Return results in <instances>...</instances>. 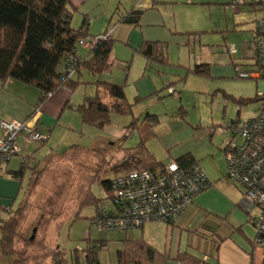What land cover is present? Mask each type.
<instances>
[{
  "label": "rangeland",
  "instance_id": "1",
  "mask_svg": "<svg viewBox=\"0 0 264 264\" xmlns=\"http://www.w3.org/2000/svg\"><path fill=\"white\" fill-rule=\"evenodd\" d=\"M126 1L128 0H88L82 9L74 8L71 25L77 27L82 17L86 16L89 19L88 34L91 37L106 32L105 35L111 34L115 41L109 56L110 67L99 75V79L124 86L127 101L132 105L131 114L112 113L109 124L103 129L83 124L79 114L69 106L56 116L45 114L44 131L47 133L49 128L50 133L48 140L44 141L36 154L37 159L41 160L51 149L59 152L77 143L85 149L101 148L109 159L108 166H113L111 170H114V166L124 160L119 144L132 147L139 140L137 128L126 132L131 121L135 120L136 124L143 125L156 120L153 126L154 137L147 141L146 146L158 162L167 164L179 155L190 152L211 183L219 180L225 182L227 162L222 148L232 135L230 123L237 117L243 120L255 117L264 102L237 104V99L253 98L264 92V82L237 77L233 64L234 59L243 57L244 60H249L248 57L253 56L254 31L250 30L254 27L252 21L259 18L261 12L247 11L248 6L238 3V0H196L199 3L161 4L158 10L154 9L149 13L154 17L143 16L134 27L119 22V15L114 11L117 4L120 12L130 11L132 4ZM138 9L143 10L144 6H139ZM85 41L82 47L89 50L93 45L91 41ZM144 41L163 42L166 47L163 63L146 64L143 55L134 49ZM230 48L235 50L234 54H229ZM76 50L82 51L79 44ZM205 64L208 65V71ZM195 66H199L201 71H192ZM72 76L77 78L78 73ZM94 80L92 74L82 69L80 84L69 94L70 104L75 105L85 95L94 94ZM23 86L28 96L36 92L30 85ZM9 89L15 97L10 95L14 99L10 97L7 103H4L5 89L0 93V105L5 107L0 109L3 117L8 113L13 100L20 102L22 98L26 99V96L15 92L18 91L15 88ZM125 133L127 137L123 141L121 137ZM239 142L238 136L232 141L233 144ZM20 153L21 147L11 158L9 168L18 166ZM28 174H25L21 182L22 190L11 208H15L21 200ZM57 174L59 184L63 183L67 175L61 172ZM49 179L44 178L45 188L39 189V197L44 190L57 185L55 180L52 182ZM228 182L235 184L231 180ZM91 191L96 197L104 196L98 183L92 185ZM66 196L69 197L64 192L59 199V209L62 210L64 218L53 222L47 234L43 233L42 228L37 230L34 239L48 240L50 244H54L55 226L63 222L57 230V242L64 252V264H70V254L74 249L86 248L89 241H102L105 245L97 250L100 264H125L123 234L93 226L89 219L94 213L92 207L84 208L81 217L75 221H67V216L72 214L76 204L71 197L68 199ZM103 205L110 207L111 201L106 199ZM254 212V217L259 216V208ZM0 214L4 215L5 212L0 209ZM36 215V209L31 210L28 220L21 225L20 230L25 237L32 234ZM147 224H151V228L146 226V232L156 242H162L168 235L170 227L167 228L164 222L151 221ZM254 230L256 231L255 227ZM16 240V246L22 248V240ZM11 261V257L0 255V264H11ZM160 262L178 264L170 257H163Z\"/></svg>",
  "mask_w": 264,
  "mask_h": 264
},
{
  "label": "trees",
  "instance_id": "2",
  "mask_svg": "<svg viewBox=\"0 0 264 264\" xmlns=\"http://www.w3.org/2000/svg\"><path fill=\"white\" fill-rule=\"evenodd\" d=\"M242 1L241 4L248 6V11L251 12L258 11L261 6L260 0ZM117 10L116 8L118 21L134 27L138 25L143 13L142 9L135 7L125 14ZM73 14L74 8L69 0H0V83L10 79L34 87L38 93V102L35 105L40 107L48 97L56 94L61 88H66L71 93L80 84L81 70H86L95 77L94 94L85 95L83 100L75 105L69 102L67 105L79 114L83 124L103 129L109 124L112 113L131 114L132 105L127 101L123 85L99 79V75L110 67L109 56L115 40L108 34L106 38L95 42L85 56H79L76 52L77 44L82 47L81 42L91 41L94 37L88 34L89 20L85 16L77 27L71 25ZM262 17L254 20V28L256 21ZM134 49L143 55L146 64L165 61L166 47L161 41H144ZM248 59L245 60L247 62H240V58L235 59L234 70L249 67L253 56ZM71 68L74 71L69 73ZM191 70L199 72L200 69L199 66H195ZM75 73H78L77 78L72 76ZM251 101H264V95L236 100L238 105ZM260 107L264 110V102ZM237 119L241 118L237 117L234 120ZM155 123L156 120L138 125L135 120L131 121L126 132L137 128L139 140L132 147L119 144L124 160L118 166H114L116 170H111L113 166H108L109 159L101 148L85 149L77 143L69 145L63 151L51 150L42 160H37L33 154L24 157L16 170L9 171V175L19 182H22L27 172L29 174L18 205L8 209L4 215L0 214V255L11 257V264H64V252L57 242V230L63 222L55 226L54 244L44 239L37 241L34 239L35 232L42 228L43 233L47 234L53 222L64 218L62 210L59 209V199L64 192L69 195L66 197L68 199L71 197L76 204L75 210L66 220L75 221L81 217L84 208L92 207L94 213L89 219L95 226L93 221L98 211L104 207L103 201L106 199L113 201L111 184L117 172L136 169L155 171L161 168L164 163L158 162L146 146L147 141L154 137ZM44 134L48 137L47 133ZM126 137L125 133L121 139L124 141ZM232 138L233 134L229 140ZM42 143L37 144L41 146ZM223 151L226 152L225 145ZM172 160L181 169L197 163L190 152ZM58 172L67 175L61 184ZM45 177L50 178L52 182L55 180L57 185L46 189L47 192L44 190L39 197V189L45 188L43 183ZM94 183H98L103 189V197H96L92 193ZM35 209L37 215L35 223L33 222L32 234L25 237L20 227L28 220L30 211ZM249 220L252 221L251 218ZM258 238L257 233L256 241ZM16 239L22 240V248L16 246ZM122 244L125 264H154L157 252L142 238H123ZM104 246L102 241H89L86 248L74 249L71 252L69 262L100 264L97 250ZM176 261L198 264L202 260L191 254L182 253L177 256Z\"/></svg>",
  "mask_w": 264,
  "mask_h": 264
},
{
  "label": "built area",
  "instance_id": "3",
  "mask_svg": "<svg viewBox=\"0 0 264 264\" xmlns=\"http://www.w3.org/2000/svg\"><path fill=\"white\" fill-rule=\"evenodd\" d=\"M242 2L238 0V3ZM106 36L94 37L91 45ZM253 43L251 65L244 69L237 68L235 73L240 78L264 82V17L256 21ZM228 52L234 54L235 50L230 48ZM73 71L71 68L69 73ZM259 95H264V92ZM229 128L233 138L224 144L226 175L242 186L245 207L259 234L256 243L264 247V110H260L252 119L234 120ZM236 136L240 142L233 144ZM19 137L32 143L44 142L48 138L30 120L0 118V164L5 165L19 152ZM211 185L210 179L197 163L181 169L174 160H170L155 171L136 169L122 172L112 179L111 206L101 208L93 224L97 228L122 234L139 229L151 221L174 224L195 197ZM253 207L254 210L259 208V216H253ZM198 264L208 263L202 260Z\"/></svg>",
  "mask_w": 264,
  "mask_h": 264
},
{
  "label": "crops",
  "instance_id": "4",
  "mask_svg": "<svg viewBox=\"0 0 264 264\" xmlns=\"http://www.w3.org/2000/svg\"><path fill=\"white\" fill-rule=\"evenodd\" d=\"M69 1L73 8L82 9L83 4L88 0ZM195 1L196 0H128L126 2L132 4L131 9L144 6L141 15L142 18L143 16L148 17L149 15L154 17L149 13H152L154 9L158 10L161 4H175L178 2L191 4L199 3ZM260 1L261 6L258 12H261L260 16L262 17L264 16V0ZM117 2L119 3V1ZM115 6L114 11L116 12V8L118 9L120 7L119 4ZM127 12L122 11L124 14ZM254 20L252 22H254ZM250 31H253V29L251 28ZM81 49L82 51L80 52L76 50L77 54L79 56H85L88 49L83 47H81ZM243 61L247 62L241 57L240 62ZM204 67L208 71V65ZM9 88H15V90H18L15 92H19V94L26 96V99L22 98L20 102L13 100L7 110L8 113L4 114L6 116H4L5 118L2 115L3 112H1L5 107L4 105H0V109H2L0 111V116L5 120H30L42 133H46L43 127L44 115L52 114L56 116L61 110L68 106L67 102L70 103V92L66 88H61L56 94L48 97L40 107H36L35 104L38 102L37 91L30 93V96H28V94H25V86H23V83L10 79L4 83H0V93L2 89H5L4 92H6L4 93L6 96L3 94L6 98L4 103H7V99L11 96L15 97ZM12 97L10 99H14ZM49 133L50 129L48 128V136ZM45 142L40 146L37 143L27 142L23 137H19L18 144L19 147H21V153L18 155L21 157L20 161L24 156L30 154H33L37 159L36 154ZM10 160L5 165L0 164V209L3 210V212L13 207L22 190L21 182L9 175V171L16 170L20 162L17 167L9 168ZM228 180L230 181L231 179L225 174V182L220 180L216 181L212 183V186L198 194L173 225L164 222L166 227H170V229L168 228V235L165 236L162 242H156L154 238L147 234V229H145L146 226L151 228V224H147L148 222L139 229L127 231L123 234V238H142L149 245L154 247L157 252L154 264H157V262L160 264L163 257H170L176 261L177 256L182 253L191 254L198 259L206 261L208 264H264V247L258 246L256 243L258 232L257 229L256 231L254 230L255 226L253 222L249 220L250 212H248L244 204L243 188L233 180L231 181L235 184L232 185ZM254 209L253 207L251 211L252 214L255 213Z\"/></svg>",
  "mask_w": 264,
  "mask_h": 264
},
{
  "label": "water",
  "instance_id": "5",
  "mask_svg": "<svg viewBox=\"0 0 264 264\" xmlns=\"http://www.w3.org/2000/svg\"><path fill=\"white\" fill-rule=\"evenodd\" d=\"M32 238V237H31Z\"/></svg>",
  "mask_w": 264,
  "mask_h": 264
}]
</instances>
